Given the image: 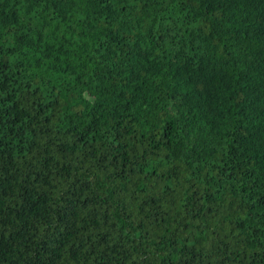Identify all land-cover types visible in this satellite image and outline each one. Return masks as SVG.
Here are the masks:
<instances>
[{
	"label": "trees",
	"instance_id": "obj_1",
	"mask_svg": "<svg viewBox=\"0 0 264 264\" xmlns=\"http://www.w3.org/2000/svg\"><path fill=\"white\" fill-rule=\"evenodd\" d=\"M0 264H264V0H0Z\"/></svg>",
	"mask_w": 264,
	"mask_h": 264
}]
</instances>
